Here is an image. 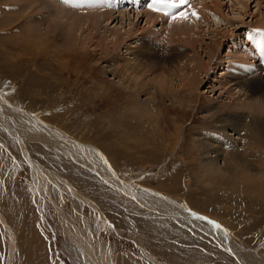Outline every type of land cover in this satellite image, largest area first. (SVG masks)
<instances>
[{
    "label": "rangeland",
    "instance_id": "obj_1",
    "mask_svg": "<svg viewBox=\"0 0 264 264\" xmlns=\"http://www.w3.org/2000/svg\"><path fill=\"white\" fill-rule=\"evenodd\" d=\"M212 1L191 0L188 6H190L191 11L196 13L194 9L201 7L203 3L214 6ZM219 1L222 3V11L225 15L227 14L228 19H234V23L237 24L236 29L235 26H228L224 23L221 14L217 11L213 13L208 8L204 9L208 12L206 13L207 16L198 12V17L196 16V20L194 19L195 25H199L201 28L197 30L200 31L199 33L202 32L203 37L201 36V38H205V42H209L213 38L216 29H221L220 31L226 32V35L229 34V39L222 38V41H227L226 45L221 46L218 54L215 55L219 65L217 64L214 69L209 71L210 74L208 73L207 76L202 74L205 79L198 89L192 86L191 91L195 94L193 102L190 99L189 88L177 87L178 94L176 96L182 104L169 105V102L151 101L146 103L144 98L148 97L147 93H145L146 96H143L144 91L152 89L150 92L152 93L153 88H159L165 75L163 72L165 68L162 70L152 64L146 65L145 71L139 70L138 79L133 81L130 75H127L124 82H117L118 80H113V74L108 70L110 68L108 66L112 58L117 59L118 55L122 58L132 59L126 47L110 45V49L105 54L102 49L95 50L91 44L86 45V43L84 48L80 47L79 44L67 47L64 38L59 37L57 33L48 35L44 32V28L39 29L40 25L36 29L32 27L33 24H30V21L35 17V5L31 4L24 9L16 0H0V18L3 20L0 24L4 22V27L2 30L0 29V50L6 49L5 51L13 55L10 60L16 61L18 59L21 65V70L17 73L18 77H13V74H10L13 72L6 74L4 78L0 77V95L3 98L10 97V102L16 103L14 107L20 111L23 110L27 116L36 115V117L52 125V128L60 127L68 136L80 139L82 143L94 145L102 153H106L111 160L110 163L113 164L112 166L116 165L113 167L116 174H125L129 180L135 179V182L138 178V181L140 179L142 181L143 178L144 185L139 182L141 188L138 187L141 190L145 189L146 192L153 191L154 193V190H149L146 184L154 186L156 189L163 183L168 185L166 189L171 188V185L176 187L175 184H177L176 190H172L168 194L164 191L163 195H166L163 197L179 204L170 205L175 214L153 211L144 203L140 205L134 201L135 199L124 194L126 200L129 199L127 201H132H125L126 206L134 208L136 214L133 213L132 215L138 217L137 221L141 222L135 227L128 225L129 220H127V224L123 222L121 226L119 223L113 222L112 215L107 211V207L103 206V200L107 198L108 192L97 194L95 190H92L93 192L90 189L85 190L89 194L86 197L95 200L96 206L105 208L106 212L104 209L96 208L91 201L82 202L76 208L71 198L65 194L62 195L63 199H61L63 204L58 203L59 200L57 199L59 206L56 207L51 190H55L57 193L59 192L58 187L54 183H46L41 180L40 183L47 187V193L38 197L35 190V177L32 176V165L18 149L20 146L16 145L15 137L10 139L11 136L7 134V136L2 137L1 134H5L0 130V209L16 235L15 242L17 244L12 257V264H89L85 257L74 260L71 251H67L68 247L65 246L64 241L71 239L69 232L72 224L62 221L63 210L71 215L73 210L79 213L81 218L76 219L74 224L85 225L83 222L85 219L89 221L88 217H91L90 220L93 222L97 220L102 223L103 228L100 229L99 237L93 236V243L96 247L110 244L115 249L114 253L118 255L116 264H119V258L123 256L129 261L128 264H241L240 259L228 248H225V242L216 235V229H212L209 221L180 214V209L187 207L197 211L202 217L204 216L201 215L202 212L206 215L216 214L219 213L218 210L223 212L225 207L230 205L234 207L240 205L235 207L240 216L234 217L235 215L231 212L230 215L224 214L225 217H223V213L221 217L219 214L213 215L215 222L219 223V226L239 243L238 246L247 250H257L261 257L256 256L255 260L258 264H264V207H262L264 190L260 188V184L256 185L255 182H250L253 179L256 180L257 174L254 171L247 172L240 168L229 173L217 170L216 174L209 170L199 169V162L202 161V158L197 155V158L194 156L196 149L191 140L201 131L213 132L214 124H212V119L206 115V111L211 109L210 107L214 105L215 100L220 99L219 94L221 95L222 86L219 84L220 82L223 83L221 79L224 77V74H220L230 68V63L235 64L238 56H245L247 48H242L249 47L245 42L247 40L245 32L248 29H260L254 23L255 19L258 18L257 15H259L258 22L264 18V0ZM245 2H247L248 8H244ZM232 3L234 6L231 5ZM194 4H198V7ZM119 9L126 8L122 6ZM136 9L132 7L127 12L132 13L133 10L136 12ZM118 10L117 14L119 13ZM120 13L121 15L125 14V12ZM136 16L137 14L127 15L124 18V24H121L120 21L117 23V19L110 28L113 27L116 30L117 26H123L121 30L122 33H125L127 29H132V26L127 24L130 17L136 24ZM119 17L121 18V16ZM172 20L175 21V19ZM139 22L137 35L142 32L146 19ZM238 24L239 28L237 27ZM161 27L163 26H156L158 30H161ZM226 29L227 31L230 29L228 34ZM163 30L162 36L153 34L157 36V40L158 37L163 40L166 38L164 37L166 31ZM79 34L85 36L81 31ZM162 39L158 42L162 43ZM243 39L246 40L242 42ZM2 42H4L3 45H1ZM105 42L107 41L105 40ZM166 43L175 45V42L172 41ZM200 48V45H197V49L201 50L200 54L204 55ZM158 49L162 53L163 49ZM0 54L7 57L1 51ZM160 55V53L153 51L151 56L153 58ZM203 58L208 62L206 57ZM132 62H135L134 64L137 65L138 69L143 66L138 60ZM185 70L186 68L179 69L178 73L175 72L171 75L170 71L168 72L170 77L175 79L173 81H176V77ZM202 76L200 75L199 78ZM212 84L217 86L215 92L207 90ZM157 91L163 92L164 90L157 89ZM152 94L154 95V93ZM154 121L158 122L159 128L164 132L149 133L145 136H141L139 132L140 139L147 136L150 138L139 140L145 144L143 151L131 152L132 146L138 143L132 139L137 133L139 124L144 123L146 128L152 129L157 126ZM126 124L133 125V130H136L132 138L126 134L128 133ZM177 125L182 126V132L172 130ZM0 127L3 128L2 123H0ZM253 127L249 126V129H253ZM170 132L176 136V140L171 137L165 138L170 136ZM181 133H184L185 136L184 145ZM56 136L42 137L31 143L27 139L25 143L31 144L28 147L37 160L43 158L53 162L57 161V166H51L53 168L59 167L61 171L76 173V175L84 178L97 177L96 175L92 176L91 171L81 166L82 164L66 156L65 158L64 155L58 157L56 149L50 151L49 147L54 148L56 145ZM137 137L136 135L135 140ZM129 138H131L132 143L123 144L125 140L131 141ZM254 139L259 145L264 144V138L259 140L256 136ZM6 140L10 141V145L5 144L4 141ZM249 141L251 145L254 143L251 139ZM158 144L160 145L158 146ZM148 148L152 149L150 154H147ZM116 150L118 151L116 152ZM256 151L260 150L257 149ZM175 152L176 155L174 156ZM159 153L163 154L158 157L154 156ZM262 153L264 154V152ZM145 155L150 160L142 158ZM254 155L253 159L255 160L262 158L260 153H254ZM176 159H180V161L175 162ZM184 160H187L188 163L192 160L196 164H193L191 169L187 168L181 174L182 177H179L180 180L171 182L170 178H174V175L177 174L176 167L182 166L180 164L184 165ZM163 165L168 170L163 168ZM233 178L239 183L232 181ZM105 183L119 192L115 186L101 181L104 186ZM250 192H255L260 196L257 201L254 199L251 200V203L248 201L250 199L248 193L250 194ZM118 194L120 195V193ZM234 196L244 199L240 204L224 203L225 200L231 201L227 198ZM210 199L212 200L211 204L205 203L211 202ZM170 206L164 207L169 208ZM15 207L20 211L14 210ZM101 212L104 218L100 216ZM123 214L127 215L125 212ZM148 216L149 218H147ZM120 221H123V218ZM90 225L92 226V224ZM82 230L83 232L87 231L86 225ZM7 234L8 232L0 220V264H7L10 249L9 235ZM101 263L109 264V261Z\"/></svg>",
    "mask_w": 264,
    "mask_h": 264
},
{
    "label": "bare ground",
    "instance_id": "obj_2",
    "mask_svg": "<svg viewBox=\"0 0 264 264\" xmlns=\"http://www.w3.org/2000/svg\"><path fill=\"white\" fill-rule=\"evenodd\" d=\"M16 1L19 3V5H21V8L24 9L28 8L31 4L35 5V17L30 21V24H33L32 27L36 29L38 25H40L39 29L41 30L44 28V32H46V34L48 35L57 33L59 37L62 36L64 38L66 43L65 45H67V47H72L76 44H79L80 47H83L86 43V45L91 44V46L94 47L95 50L102 49V52L104 54L110 49V45L116 47L118 46L121 48L126 47L129 50V54L132 56V59L122 58L118 55L117 59L115 57L112 58V61H110L108 66L110 67L108 70L113 74V80H118L117 82H124L127 75H130V78L133 81L134 79H138L140 75L139 70H141L142 72L145 71L146 65L152 64L157 68H165V71H163L165 75L163 76V80L160 83L159 88H153L152 93H154V95L150 93L152 89L150 91L143 92V96H146L145 93H147L148 96L144 98L146 103L153 101L159 103L169 102V105L182 104L181 100L177 99L176 96L178 94L177 87L189 88L191 92L190 99L193 102L195 94H193L194 92L191 91L192 86L198 89L199 85H201L205 79L202 74L207 76L209 71L214 69L217 64L219 65L218 58L217 56L215 57V55L218 54L217 52L221 46L226 45L227 41H222V38L226 37L227 39H229L230 37L228 34L230 29L229 31H227L228 28L226 29L228 35H226V32L220 31L221 29H216V31H214L215 34L213 38L209 40V42H205V38H201V36L203 37V35L201 34L202 32L199 33L200 31L197 30L201 28H199V25H195L196 22L194 21V19L197 17L196 15L192 14L193 11H191L190 6H188L187 10L185 11L187 13L186 17L180 16L175 18V21H173L172 19L174 18H167L165 16L163 17L161 14H157L154 11H149V9H136V12H134L135 10H133L132 13L127 12V10L130 9L128 7L129 5H124L126 9H116L115 11V7H108L106 5L110 4L105 1L103 3L99 0H69L68 3H65V0ZM212 2L214 3V6L213 4L203 3L201 4V7L194 10H196V13L199 12L203 16H207L206 13H208L204 9L208 8V10L212 11L213 13L214 11H217L219 14H221V19H223L224 23H226L228 26H235L236 29L237 24L234 23V19H228L227 14L225 15V13L222 11L223 9L221 1L213 0ZM231 5H233V3ZM194 6L198 7V4H194ZM244 8H248L247 2H245ZM117 10L119 12L118 14ZM120 12H125V14L121 15ZM126 14L128 16H130V14H137L136 24H134L135 21L133 20V18L131 19V17L129 23H127L129 26H132V29H127L125 33H122L121 29L123 26H117L116 30L113 27L110 28V26L113 25L117 19V23H119L120 21L122 22L121 24H124V18H126L127 16ZM256 15L254 16L256 17ZM119 16H121V18ZM257 16L258 18L255 19L254 23L256 27H260L259 32H261L264 30V18H261L258 22L257 20L259 19V15ZM143 19H146L145 25L142 28L143 30L140 35H137V32H139V29H137L140 23L139 21H143ZM205 19L207 20V18ZM2 21L3 20L0 18V22ZM207 22L209 23V21ZM157 25L163 26L161 28L164 29V32L166 31L164 35V37H166L164 38L165 41L162 38L158 37V40L162 39L161 41L163 44L160 41L158 42L157 36L153 35H161L163 33L162 29L158 30L156 28ZM3 27L4 22L3 24H0V29L2 30ZM237 27H240L239 24ZM80 31L85 36H80ZM197 35H199L200 37H197ZM105 40L107 42H105ZM167 41L175 42V45L172 46L170 45V43H166ZM247 41L250 40L247 39L245 42ZM3 43L4 42H2L1 45H3ZM253 43L254 42L250 41V46L245 47V49L247 48L245 56H238L236 58L237 62H235V64L230 63V68L228 70L226 69L227 71H222L220 74H224V77L221 79L223 83H218L222 86L221 95L219 94L220 99L215 100V102L213 103L214 105L210 107L211 109L206 111V115L213 121V132L205 133L201 131L197 133L191 140L196 149V154H194V156L197 155L198 157L202 158V161L199 162V169L202 168L205 171L209 170L211 172H214L215 174L217 170H222L229 173L238 168L244 169L247 172L254 171L257 174L256 180L254 181L253 179L250 182H255L256 185L260 184V188L264 190V154L262 153L264 152V144L261 143V145H259L254 141V138L256 136L257 138H259V140H263L262 138H264V63L261 64L259 60H257V58L260 56H262V59L264 60V43L261 44V42H258L254 44V49L260 51V54L256 55L254 53H250ZM197 45H200V49H202L204 55H202V53L200 54L201 50L199 51L197 49ZM158 48H160L161 50L163 49L162 53ZM5 50H0L4 53V55L7 56L3 57L0 54V77L4 78L5 75L9 74L10 72H13L10 73L13 74V77H18L17 73L21 70L20 61H18V59L16 61H11L10 58H12L13 55ZM153 51L158 52L161 55L152 58L151 55ZM203 57H206L208 62L203 60ZM133 60H138L141 64H143V66L138 69L137 65L134 64L135 62H132ZM183 68H186V70L176 77V81H173L175 79L170 77V75L175 72L178 73L179 69L182 70ZM168 71H170V75ZM200 75L202 77L199 78ZM127 84H130V82H127ZM216 87V85L212 84L208 87L207 90H210V92H215ZM157 89L164 91L160 92L157 91ZM15 104L16 103H14L13 101L10 102V97L3 98V96L0 95V123H2L3 126V128L0 127V130L3 131L5 135H2L1 133L0 134L2 137L10 135V139H12V137H15L17 141L16 145L18 144V147L20 146L18 149L20 150V152H22L23 156L26 157L27 161H29V163L32 165V176L35 177V190L36 193H38V197H41L47 193V187L43 186L40 183L41 180H44L46 183H54L56 187H58L60 194L59 192L55 193V190H51L52 198L55 201L56 207L59 206L58 203L63 204V201L61 199H63L62 195L65 194L69 198H71L76 208H78L79 204H81L82 202L84 203L87 201L93 202V204H95L94 206L98 208L99 206H96L95 200H92L91 198L88 199L86 197L89 196V194L85 190L90 189L91 192H93L92 190H95L97 191V194L108 192L109 194L107 193V198L103 200V206L107 207V211H109L112 215V218L114 219V221H112L114 223H119L120 226L123 224V222H126L125 224H127V220H129L128 225H132L134 227L140 222L137 221L138 217H136L135 215L133 217L132 215L133 213L136 214L134 208L132 206H126V202L132 201H127L129 199L126 200L124 194L127 197L135 199L134 201L138 202L140 205H143L144 203L153 211L157 210L175 214L170 205L179 204L177 202H173L169 198H164L163 196L170 193V191L172 190H176L178 186L177 184H175L176 187L171 185V188L169 187L166 189V186L168 185H166V183H163L159 186V188L156 189L154 186L152 187L151 185H147L146 182V186L149 188V190H154V193L153 191L146 192L145 189L141 190L140 183L143 181V178L142 181L141 179L140 181H138L139 178H136L137 182H135V179L129 180L128 176H126L125 174H116L113 169V167H115L116 165L112 166L113 164L110 163L111 160L108 158V155L106 153H102V151L100 149H97L94 145H91L89 143H82L80 139L68 136L60 127L52 128V125L46 123L45 120H41V118L36 117V115L27 116L26 113H23V110L20 111L19 109L15 108ZM154 122L157 126L152 129L146 128V126H144V123L139 124V128L137 129L136 133L138 137L135 140L136 135H134V139H132L133 141H137L138 143L132 146L131 152L143 151L145 148V144L143 142H140L139 140L150 138V136H147L141 137L140 139V134L141 136H145L149 133L159 134L160 132H164V130L162 131L159 128L158 122ZM126 126L128 130V133L126 134H128V136H131L132 138L133 134L135 133L134 131L136 130H133V125L130 126L129 124H126ZM249 126L254 127L253 129H249ZM182 129L183 128L181 125H177L172 128V130L181 132ZM52 135H57L56 145L54 148L49 147L50 151H54L56 149L58 151V157L64 155V157L66 156L67 158L74 160L79 164H82L81 166L89 169L92 173V176L96 175L98 179L95 176L91 178H84L82 176H79L78 174L76 175V173L71 174V172L67 173L65 171H61L59 167H51L57 166V161L53 162L49 159L40 158L41 161L46 162L42 163L39 159L37 160L31 153L32 151L29 148L31 144L29 145L27 144V142L25 143V140L29 139V142L31 143L38 141L42 137H49ZM169 135L170 136H166L165 138L171 137L173 138V140H176V136L173 133L170 132ZM131 138H129V140H131ZM181 139L184 145V133H181ZM250 139L252 140V142H254L252 144L254 145L253 147L251 145V142L249 141ZM132 140H125L123 144H131ZM4 142L6 145H10L9 140H6ZM148 142L152 143L151 141ZM159 145L160 144H158V146ZM257 149L262 152L256 151ZM151 150V148H148L147 154H150ZM189 150L192 149L189 148ZM117 151L118 150H116V152ZM176 152L174 153V156L176 155ZM254 153L262 154V158L259 160L253 159V157L255 156ZM162 154L163 153L153 155L155 157H158ZM142 158H144L145 160H150V158H148V156L146 155ZM177 160L180 161V159H176L175 162ZM193 164H196V162L191 160V162L188 163L187 160H184V165L180 164L182 166L176 167L177 174L174 175V178L169 177L171 182H177L178 180H180L179 177H182L181 174H183V172H185L187 168L191 169ZM162 167L168 170V168L164 165ZM233 180L239 183L238 180H235V178H233L232 181ZM101 181L115 186L119 190V192L111 188L106 183L105 184L107 186H104L103 184H101ZM142 183L144 185V182ZM91 185L94 187H92ZM164 191L166 194L163 195ZM118 193H120V195ZM259 197L260 196L257 193L250 192V194L248 193V198L250 199H248L247 197L246 198L251 203L252 199L257 201V198ZM57 199L59 200L58 203ZM227 199H230L231 201L225 200L224 203L233 202L240 204V202L244 198L234 196ZM210 201L211 202L207 201L205 203L211 204L212 200L210 199ZM106 203L108 204L106 205ZM129 205H131V203H129ZM163 205L170 207L166 208ZM237 206L240 205H235V207ZM235 207L233 205H230L229 207H225V210L223 212L218 210L219 213H211L210 215H206L202 212L201 215H204L202 217L199 216V213L197 211H193L191 209H188L187 207H183L180 209V214L209 221L212 229H216V235L218 237H221V241L225 242V248H228L231 252H233L236 257L240 259L241 264H258L255 258L256 256H261L258 255L257 250H247L242 246H238L239 243H237L231 237V235L229 236V233L227 234L221 226H217V224L220 225L219 223H213L216 221L214 220V216L218 214L221 217L223 213V217H225L224 214L230 215L229 213L231 212L235 215L234 217L240 216ZM262 207H264V204L262 205ZM99 208L104 209V211L106 210L103 207ZM14 210H16L17 212L20 211L17 207H15ZM73 211L74 212L72 215L64 210L62 211V221L72 224L69 232V234L71 235V239H65L67 241H64L65 246L68 247L67 251H71L72 258L74 260H78L81 257H85L89 261V264H102L101 262L103 261H109V264H116L118 255L114 253L115 249H113L110 244L106 246L99 245V247H96V245L93 243V236L97 238L99 237V233L101 231L100 229L103 228L102 223L98 222L97 220L93 222L90 220L91 217H88L89 221L85 219L83 222L86 225L87 231L83 232L82 228H84L85 225L74 224V221L76 219H80L81 216L76 210ZM123 212L127 213V215L123 214ZM138 213L140 214V212ZM100 216L104 218L102 212L100 213ZM100 216H98V218ZM122 218L123 221H120L122 220ZM147 218H149V216ZM0 220L3 226L6 228V231L8 232L7 235H9L8 237L10 242V249L7 256V264H12V257L17 244L15 242L16 235L12 226L8 222V219L6 220L4 218L1 209ZM89 223L92 224V226ZM128 263L129 261H127L124 256L119 258V264Z\"/></svg>",
    "mask_w": 264,
    "mask_h": 264
},
{
    "label": "snow or ice",
    "instance_id": "obj_3",
    "mask_svg": "<svg viewBox=\"0 0 264 264\" xmlns=\"http://www.w3.org/2000/svg\"><path fill=\"white\" fill-rule=\"evenodd\" d=\"M68 2H69V0H65V3H68ZM180 2H181V3H186L187 0H180ZM192 14H193V15H196V16L198 17V14H197V13L193 12ZM186 15H187V13H184V12H181V13H180V16H181V17H186ZM174 19H175V17H174ZM257 31H259V30H257ZM205 219H207V218H205ZM213 223H216V222H213ZM217 226H219V225L217 224Z\"/></svg>",
    "mask_w": 264,
    "mask_h": 264
}]
</instances>
